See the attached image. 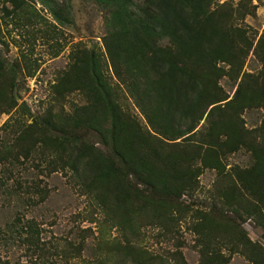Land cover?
Masks as SVG:
<instances>
[{"label":"rangeland","instance_id":"1","mask_svg":"<svg viewBox=\"0 0 264 264\" xmlns=\"http://www.w3.org/2000/svg\"><path fill=\"white\" fill-rule=\"evenodd\" d=\"M51 1L60 22L38 0H25V9L7 17L1 8H11L10 3L0 0V87L11 85L10 93L26 110L0 113V228L8 231L12 225L33 221L37 229L29 246L23 232L20 238L18 233H10L13 238L5 243L0 240V264H134L138 258L147 264H160L159 260L175 264V251L183 256L180 264H199L201 240L194 225L203 212L221 225L238 226L240 235L264 248V205L241 189L239 182L241 171L264 163V107L258 98L264 94L258 55L264 49V0H213L209 7L220 31L229 34V60L217 61L213 68L215 87L226 99L216 103L218 108L205 111L190 142L201 147V156L206 149L216 166L203 165L197 157L195 185L178 199L189 211L172 225L141 215L130 204L118 202L109 190L96 194L83 189L68 166L53 164V149L39 139L35 143L19 139L34 119L45 118L50 111L72 112L85 103L77 90L62 96L58 91L70 55L77 49L93 48L100 54L123 112L133 115L144 130L152 129L109 66L103 46L108 9L95 0ZM134 2L143 4V0ZM132 9L137 11L136 6ZM210 126L216 141L201 145L208 140ZM219 126L230 130L233 143L241 133L236 150H231L233 144L222 145ZM83 138L110 156L96 132L86 131ZM183 141L174 140L184 148L187 141ZM194 151L188 148L186 156ZM122 175L132 189L147 192L125 169ZM235 188L244 195L242 204L256 201V208H250L252 215L242 210L234 213L232 204L223 203L221 192H234ZM217 236L223 237L214 247L227 258L224 264H251L241 245L233 248L225 233Z\"/></svg>","mask_w":264,"mask_h":264},{"label":"trees","instance_id":"2","mask_svg":"<svg viewBox=\"0 0 264 264\" xmlns=\"http://www.w3.org/2000/svg\"><path fill=\"white\" fill-rule=\"evenodd\" d=\"M7 1L11 8H1L7 17L25 9V0ZM38 1L57 22L61 21L51 0ZM95 2L108 9L103 46L112 73L150 122L151 131L144 130L133 115L123 112L119 93L109 82L102 57L91 48L71 53L70 65L58 89L61 96L79 91L85 103L74 107L72 112L50 111L45 118L34 119L19 139L24 137L33 143L39 139L42 145L53 149L56 155L53 164L68 166L83 189L96 194L109 190L118 202L130 204L141 215L158 224L172 225L178 216L189 211L178 199L195 185L193 164L197 157L203 165L216 166L206 149L201 156V147L190 141L205 111L218 108L216 103L226 99L215 87L213 68L217 61L229 60L231 52L226 47L230 45L229 34L220 31L209 9L213 0H143L142 5L134 0ZM135 6L137 11L132 9ZM258 55L264 79V49L258 50ZM10 86L0 87V113L16 108L26 111L24 104H19L10 93ZM239 94L237 89L236 95ZM260 96L264 107V97ZM219 130L224 136L222 145L233 144L231 150H236L238 142H242L241 133L236 145L230 140L228 128L219 126ZM86 131L99 135L110 156L87 143L83 138ZM179 138L187 141L186 147L174 142ZM207 138L201 145L216 141L211 126ZM192 147L195 151L186 156L185 152ZM124 169L147 187V192L132 189L123 178ZM239 182L241 189L264 205V163L241 171ZM234 190L221 192L223 203L232 204L234 213L242 210L252 215L254 211L250 208H256V201L242 204L243 193L239 188ZM198 214L201 216L194 230L201 240L199 264L226 263L227 258L214 247L223 238L217 235L223 233L233 248L239 244L246 250L251 264H264V248L240 235L238 226L221 225L209 213ZM35 230L33 221L20 227L12 225L8 231L0 228V240L5 243L13 238L10 233H18L20 238L23 232L29 246L37 234ZM173 254L175 264L183 262L180 251ZM158 262L169 264L166 260ZM134 264L147 261L138 258Z\"/></svg>","mask_w":264,"mask_h":264}]
</instances>
